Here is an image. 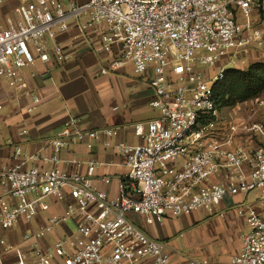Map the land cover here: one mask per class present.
<instances>
[{
    "label": "built area",
    "instance_id": "2783aa9c",
    "mask_svg": "<svg viewBox=\"0 0 264 264\" xmlns=\"http://www.w3.org/2000/svg\"><path fill=\"white\" fill-rule=\"evenodd\" d=\"M16 12L0 28V81L17 98H32L29 111L42 98L29 90L23 70L67 61V48L55 39L78 26L94 51L111 55L103 74L126 64L136 75L154 70L150 106L159 116L134 125L142 144H117L127 171L116 197L92 185L99 163L90 162L86 175L27 167L40 153L15 145L12 163L0 168V264H8L9 252L15 264L29 256L36 264H169L167 242L150 237L129 214L162 223L199 209L213 213L225 196L253 191L260 208L239 210L247 230L232 264H264V93L228 108L234 110L227 116L214 99L227 69L248 68L256 62L252 53L264 54V0H23ZM116 135V128L85 130L73 119L47 149L59 162L63 149L91 148L100 136L111 146ZM47 195L72 200L65 215L77 217L76 230L43 248L39 238L61 221L53 216L20 244L8 242L4 234L20 219L31 221Z\"/></svg>",
    "mask_w": 264,
    "mask_h": 264
},
{
    "label": "crops",
    "instance_id": "0c3cea01",
    "mask_svg": "<svg viewBox=\"0 0 264 264\" xmlns=\"http://www.w3.org/2000/svg\"><path fill=\"white\" fill-rule=\"evenodd\" d=\"M75 1L83 4L87 0ZM10 7L15 10L17 18L18 5ZM7 25L8 22L4 27ZM55 41L67 48V61L59 64L37 61L34 66L23 70L29 90L42 98L32 111H29L32 98H17L14 90L5 81H0V168L12 163L15 145H20L31 154L40 153V159L29 161L27 167H57L67 173L86 175L88 164L95 162L99 163V167L89 177L92 185L109 196L116 197L120 193V181L127 171L125 158L117 144H142L144 139L136 134L134 125L159 116V111L150 106L155 97L149 85L150 79L154 77V70L149 69L143 75H136L132 65L126 64L103 74L101 71L108 67L111 55L94 51L78 26L58 33ZM120 49L121 46L115 44L114 51ZM251 57L256 62H264L259 53H252ZM73 119L85 130L116 128L117 135L111 139L112 145L103 146L100 141L105 138L100 136L97 141H90L91 148L78 143L61 150L59 162L51 160L53 152L47 149V142L56 137ZM105 177L110 180L105 181ZM71 202L69 197L62 200L52 195L43 197L39 201L35 217L31 221L20 219L4 237L10 243L20 244L27 233L40 231L51 217L58 216L61 221L55 230L47 232L38 240L43 248L50 247L57 238L76 230L77 217L65 215ZM249 204L256 209L260 208L255 191L225 196L213 213L199 209L181 215L191 219L192 224L195 223L194 215L199 216L196 222L205 217L215 218L202 231V235L205 234V237H201L202 240L191 235L182 245L171 241L177 235V228L175 223H171V219L146 224L141 215L131 213L129 218L150 237L167 242L169 264H188L194 259L204 264H232V258L240 250L242 235L247 230L245 217L239 210ZM208 241H212V244L216 242L215 247L221 244L224 249H204V243ZM24 247L25 250H30L26 244ZM2 252L3 246L0 244V253ZM5 259L8 264L16 262L13 252L5 254ZM55 261L60 262L59 259ZM27 264H36L35 258L29 256Z\"/></svg>",
    "mask_w": 264,
    "mask_h": 264
},
{
    "label": "trees",
    "instance_id": "16d2710c",
    "mask_svg": "<svg viewBox=\"0 0 264 264\" xmlns=\"http://www.w3.org/2000/svg\"><path fill=\"white\" fill-rule=\"evenodd\" d=\"M264 93V62L248 68H230L214 86V99L219 110L233 108Z\"/></svg>",
    "mask_w": 264,
    "mask_h": 264
},
{
    "label": "rangeland",
    "instance_id": "374dc122",
    "mask_svg": "<svg viewBox=\"0 0 264 264\" xmlns=\"http://www.w3.org/2000/svg\"><path fill=\"white\" fill-rule=\"evenodd\" d=\"M22 1L23 0H6L4 3L0 4V26L1 27L5 26V24L8 22V19L15 20V18H16L15 10L13 8H11L10 6L16 5V4L19 5ZM260 56H261L260 59L264 60V54H261ZM242 107H243L242 109H244V107H246V106L242 105ZM233 110L234 109H228V108L226 109L225 108L222 111V115H226V116L231 115V114H233L232 113ZM198 217L199 216L194 215L193 219L195 220V223H193V224L190 223L191 219H189L188 217H182L181 216V217H177V218H170L172 220L171 223H175V227L177 228V235L175 237H172L171 241L176 242L178 245L179 244L182 245V244H185L187 242V240H189L191 238V235L195 236V238L198 240H202L201 237L202 236L205 237V234L202 235V231H204V229L206 228L205 226L211 224V222L215 218L205 217L202 221L196 222ZM139 227H141V226H139ZM215 243L216 242H213V244H212V241L211 242H209V241L205 242L204 243L205 244L204 249L209 250L210 248H214L213 249L214 251L224 249L223 245H221V244H220V246L216 245V247H215V245H214ZM187 258H189V257H187Z\"/></svg>",
    "mask_w": 264,
    "mask_h": 264
}]
</instances>
